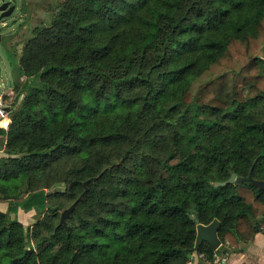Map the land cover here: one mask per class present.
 Here are the masks:
<instances>
[{
  "label": "trees",
  "instance_id": "trees-1",
  "mask_svg": "<svg viewBox=\"0 0 264 264\" xmlns=\"http://www.w3.org/2000/svg\"><path fill=\"white\" fill-rule=\"evenodd\" d=\"M59 1L0 127V264H187L215 219L254 242L264 189L215 182L264 180V0Z\"/></svg>",
  "mask_w": 264,
  "mask_h": 264
},
{
  "label": "rangeland",
  "instance_id": "rangeland-1",
  "mask_svg": "<svg viewBox=\"0 0 264 264\" xmlns=\"http://www.w3.org/2000/svg\"><path fill=\"white\" fill-rule=\"evenodd\" d=\"M16 5V8L11 16L6 18L8 26L6 27V45L8 50H5L0 44V87L8 89L13 86L14 99L16 100L17 91L14 87V83L17 81L20 85L32 80V77L27 75H20L19 60L23 53L26 43L34 36L35 29L49 25L55 13L58 10L59 0H10ZM142 70L146 72L147 69L143 68L138 63L135 64L130 73L138 72ZM120 72V70H119ZM25 93L21 94L18 98L17 104L20 105L24 99ZM2 154V153H1ZM63 166H59L56 169H52L49 172V190H53L55 187L65 188L66 183L63 181L64 173ZM26 195L24 187L21 191V196ZM70 204V202H68ZM70 211V208H66L63 212ZM70 213V212H69ZM68 213V214H69ZM67 214V215H68ZM66 215V216H67ZM39 215L29 217V221H37Z\"/></svg>",
  "mask_w": 264,
  "mask_h": 264
},
{
  "label": "water",
  "instance_id": "water-1",
  "mask_svg": "<svg viewBox=\"0 0 264 264\" xmlns=\"http://www.w3.org/2000/svg\"><path fill=\"white\" fill-rule=\"evenodd\" d=\"M10 3H11L10 0H0V20L4 18H8L13 14L16 5H10ZM245 182H250L256 185L257 187H259L260 189H264V180L255 179L253 177V169H251L248 176H238L236 173H232L228 179L223 181H216L215 185H227L229 183H245ZM69 212L70 211L64 212L63 217H65ZM192 217L196 218L195 215H192ZM220 225L221 222L219 219H215L210 224L207 225L200 224L198 226L195 248L199 249V247L202 244L207 243L213 249H217L222 243L218 235Z\"/></svg>",
  "mask_w": 264,
  "mask_h": 264
},
{
  "label": "crops",
  "instance_id": "crops-1",
  "mask_svg": "<svg viewBox=\"0 0 264 264\" xmlns=\"http://www.w3.org/2000/svg\"><path fill=\"white\" fill-rule=\"evenodd\" d=\"M220 250L228 256V264H264V233H259L254 242L240 241L236 245L227 241Z\"/></svg>",
  "mask_w": 264,
  "mask_h": 264
},
{
  "label": "built area",
  "instance_id": "built-area-1",
  "mask_svg": "<svg viewBox=\"0 0 264 264\" xmlns=\"http://www.w3.org/2000/svg\"><path fill=\"white\" fill-rule=\"evenodd\" d=\"M14 89L10 86L8 89H3L0 87V127L8 128L9 120L12 119V111L10 106L14 101ZM6 119H8L6 124H3ZM11 122V121H10ZM214 249V252L209 255L206 252H194L189 256L187 264H228V256L226 253L220 250V247Z\"/></svg>",
  "mask_w": 264,
  "mask_h": 264
},
{
  "label": "flooded vegetation",
  "instance_id": "flooded-vegetation-1",
  "mask_svg": "<svg viewBox=\"0 0 264 264\" xmlns=\"http://www.w3.org/2000/svg\"><path fill=\"white\" fill-rule=\"evenodd\" d=\"M10 5H15L13 4L12 2L10 3ZM8 26V23L6 21V18L4 19H1L0 20V44L2 45V47L5 49V50H8V47L6 45V38H7V35H6V27Z\"/></svg>",
  "mask_w": 264,
  "mask_h": 264
},
{
  "label": "bare ground",
  "instance_id": "bare-ground-1",
  "mask_svg": "<svg viewBox=\"0 0 264 264\" xmlns=\"http://www.w3.org/2000/svg\"><path fill=\"white\" fill-rule=\"evenodd\" d=\"M7 121H8V119H6L4 122H2L3 124H6L7 123Z\"/></svg>",
  "mask_w": 264,
  "mask_h": 264
}]
</instances>
